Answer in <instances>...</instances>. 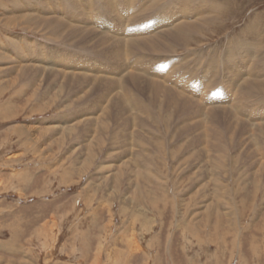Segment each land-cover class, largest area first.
Wrapping results in <instances>:
<instances>
[{
	"label": "rangeland",
	"instance_id": "rangeland-1",
	"mask_svg": "<svg viewBox=\"0 0 264 264\" xmlns=\"http://www.w3.org/2000/svg\"><path fill=\"white\" fill-rule=\"evenodd\" d=\"M51 1L53 4H50L49 0H0V264H92L99 245L103 250L100 263L122 264L117 262L120 256L109 258V241L115 234L116 241L111 248L113 251H124L128 244L126 239L131 236V225L132 231L140 234L137 235L139 252L131 264H264V169H262L264 150L260 151V142H255L256 139L252 135L258 132L257 122L254 121L255 123L251 124L253 126L241 132L242 123L238 124L239 118H233L230 115L232 109L229 110L230 105L236 101L217 107L199 98L191 99L193 101L190 102L191 108L188 106L185 110L182 107L174 110L165 106L163 112L158 114L156 112L159 109L156 106L158 101L153 104L156 98L153 90L157 85L151 86L152 82L147 80L149 76L146 75L140 80L134 79L139 73L134 62L144 57L146 64L151 65L153 57L159 53L135 56L136 53L128 52L126 53L128 57L126 56L124 61L126 66L118 59L111 58V63L105 56L108 58L113 56L92 49V43L100 40L98 38L104 36L103 33L97 32L98 36L95 34L92 36L95 38L90 37L85 41L79 34L84 25L70 16L75 11L79 16L84 14L88 1L91 4L89 9L93 18L89 17L91 24L90 27H85V30L90 31L92 26L100 29L98 26H101L102 22L97 20L96 24L94 17L102 15L103 18L111 19L110 13H106V9L103 11L105 1L75 0L77 2L75 8L72 6V0L69 4V0ZM114 1L119 4V0ZM131 1L135 2V9L141 12L132 15L131 11L129 21L137 19L140 21L143 16H149L148 7H154L156 12L170 14L181 10L182 6L179 5V8L176 7L178 5L174 6L176 0ZM54 2L56 10L53 9ZM197 2L208 12L205 23H201L203 28L197 33L196 31L191 33L194 39L188 41V45H178L174 53L170 51L162 54L165 57L171 54L186 62L187 65L183 69L188 71L186 77L189 73H195L194 76L198 77L203 71L216 72L217 68L223 70L224 54L242 45L243 42L235 45V41L242 36L243 39L254 41L252 42L254 48L264 51V0ZM101 4L103 6H100ZM191 6L201 7L195 4ZM224 10H228L226 13L232 15L225 19H213L214 13L220 15ZM55 16L60 22L53 23ZM42 18L44 20H41ZM176 23L173 22V25ZM54 27L59 29L58 33L53 30ZM110 30L107 31L113 35L114 28L111 27ZM71 32H75L76 40L71 37ZM76 35L81 38L78 40ZM45 55L51 58L46 59ZM236 56L235 58L239 60ZM64 59L68 61V65L76 63V70L74 67L66 69L65 64L60 63L65 62ZM200 61L204 63L209 61V65L203 68ZM254 62L250 61V65H254ZM84 63H88L89 66L97 65L100 71L88 74L81 68ZM116 65L120 67V72L113 75L112 79L110 70ZM189 65L188 70L186 68ZM27 67L32 71L22 72ZM260 68L261 64H258L254 70ZM226 73L227 71L217 75L211 81L210 87L225 83ZM72 75L76 77L89 75L92 78L90 81L93 79L94 81L89 83L85 78L77 79L61 91L64 77L70 76L71 79ZM249 76L247 78L244 76L243 79L247 83L252 79ZM106 77L111 80H107L106 84L102 83ZM243 80L233 89L238 90ZM116 81L118 84L115 89L110 88L113 84L109 83ZM80 82L83 85L78 84ZM195 87H199V82ZM125 89L137 97L140 96L138 98L143 99L147 105L150 104V108L152 107L156 114L154 117L161 115L160 118L157 116L158 120L164 118L159 120L162 127L160 128L148 114L138 115L139 111L134 109L129 113L139 116L140 126L139 124L134 126L135 120L126 123L125 116L122 118L124 121L122 123L125 124L121 123V118L120 124H117L119 121L113 116L110 132L101 139L104 143L102 149L98 147L100 143L96 139L93 140L95 161L90 166H85L87 154L78 153L77 146L85 148L86 142L91 144L90 141L95 136L94 127H98V122H95L93 116L89 118V115L95 112L104 113L111 104L110 101L109 104L107 101L105 103L97 101L99 97L104 101L109 93L110 99L114 97L113 100L118 102L117 91L122 93ZM211 94L217 96L216 92L212 91ZM245 95L250 97L252 93ZM150 100L153 103H150ZM254 101L260 103L259 107L264 106V82L260 86L258 98L250 99L253 106L256 105L253 104ZM124 102L121 97L122 106ZM126 104V108L130 107L129 102ZM116 105L114 111L121 106ZM89 109L90 114L87 112ZM78 113L87 114L88 117L72 119L77 117ZM165 114L173 118L165 119ZM203 115L205 116L202 117ZM88 119L90 120L87 127L93 122L95 126L90 129L93 131L85 133L82 129ZM262 122L264 120H261ZM72 125L78 126L77 132L72 135L76 140L71 142L70 138L68 141L65 138L63 142L64 131L72 128ZM119 125L123 127L119 128ZM49 127L52 132L47 131ZM213 127L218 129L215 131H218L219 135L213 131ZM132 129L137 134L135 141L131 138ZM43 131H47L48 134H44ZM207 131L215 134L212 133L213 136L209 137V134L206 135ZM115 132L126 134L120 135L121 140L116 137ZM261 132L264 133V130ZM216 135L219 137H215ZM129 138L135 147L127 144ZM216 138L219 140H215ZM210 139L217 142L213 144ZM209 142L212 143L211 146ZM215 143L228 147V154L219 157L223 151H220L219 145L216 146ZM146 145L149 146L150 152L145 148ZM212 145L213 148L216 147L215 150H212ZM256 148L259 156L255 153ZM246 149L251 150L248 155ZM139 154L140 156H137ZM128 159L135 172H131L130 168V172L126 170L128 173L123 177L125 181L122 180L123 183L119 185L112 178L119 172L120 164L126 163ZM145 161L147 165L149 164L148 167L152 168L154 183L148 179L150 169L146 168ZM138 172H142L141 178L135 176ZM259 179L262 180L258 181ZM160 181L163 182L164 190L169 192L166 198L163 197L164 191L158 190ZM138 184L143 185L144 189L138 188ZM134 194L143 198L142 204L140 203L143 209H140V204L133 199ZM110 203H114L112 209L114 217L109 211ZM58 212L62 215L57 217V233L54 237L52 233L48 234L50 240L45 246L43 244L45 239H41L37 231L39 232L43 224ZM207 213H211L220 223L214 219L208 220ZM137 214L142 216L139 218L141 222L138 223L132 219ZM108 224H114L117 229L122 227L126 231L121 233L116 229L104 231L103 228L106 229ZM93 225L95 227L92 228Z\"/></svg>",
	"mask_w": 264,
	"mask_h": 264
},
{
	"label": "bare ground",
	"instance_id": "bare-ground-1",
	"mask_svg": "<svg viewBox=\"0 0 264 264\" xmlns=\"http://www.w3.org/2000/svg\"><path fill=\"white\" fill-rule=\"evenodd\" d=\"M74 1V2H73ZM102 1V0H101ZM104 4L105 6L102 7L103 8V11L106 9V13H110L109 14V17H111L110 20L106 19V18H103L101 16H98V17H94V19L96 20V24L99 22H102L101 23V26H98L100 29H97L96 27L92 26L90 29V31L88 30H85V27H90V19L89 17L93 18L92 13L89 9V5H91L88 1L86 3V12H84V14L80 13L81 16H79L76 11L75 13H71L70 16H73V18H75V20H79L80 24L84 25V28H82L80 30V35H82V38L86 41V39H90V37L94 36L97 32H101L103 33L104 36H101L99 37L98 39L100 40H96L92 43V49H94L93 51H97V52H102V53H105L107 55H110V56H113V57H106L107 60L111 61L112 63V59H118L119 61L123 62V64L126 66V64L124 63V61H126V56L128 57V55L126 53L128 52H131V53H136V55L138 54H144V55H148V54H151L153 52L155 53H159L157 56H154L152 63L151 65H148L146 64V62L144 61V57H142L141 59L142 60H138L136 59V61L134 63H136V66H138V71L139 73L134 76V79H137V80H140L141 78H144L146 76H149V78H147V80L151 81L152 85L155 84V89L153 90V93L155 94V97L154 98L155 100L154 103L153 101L150 100V103H153V104H156V106L159 108H157L158 110H156V112H160L162 113V109L164 110V107L167 106V109H172L174 108L175 109H181V107L185 110V109H188V106H192V104L190 102H193L192 100L193 99H197L199 98L200 100H203L205 102H207L208 104H211V105H216L217 107L218 106H224L225 103H232L234 102L232 105H230V111L232 109V113L230 114L233 118H239V122L238 124H241L243 125L242 128H241V132H243V130L245 129H248L250 128V126H253L251 125L252 123L254 124L255 122H257L256 126H257V131L256 133H253L251 130H248V131H251L253 134V137L256 139V141L260 142L259 143V146H261L260 148V151L262 152L264 150V138H263V131L264 130V122L261 123V120H264V106L263 107H259L258 104L260 103H256V101L253 102V104H256V105H252L250 104V99L252 98H258L259 96V89H260V86L263 84L264 82V51H262L261 49H256L254 48L255 46H253L252 40H249L248 38L247 39H243V36L242 38H240L238 41H235L236 42V46L239 44V43H242V45H238L236 47L235 50H230L229 52H227L226 54H224V69L220 71L219 68H216L218 70H216V72H209V71H203L202 74L198 75V77H195V73H189V75L186 77L185 75L188 74L187 72L188 71H184L183 69L186 67V62H184L182 59L179 60V58H175L174 55H171V54H167L166 56L168 57H165L163 56L162 54L163 53H174V51L176 50L175 48L178 46V45H188L189 42L188 41H191L192 39H194L193 37L194 36H191V33L193 31H196L199 32L200 29L203 28V25H201V23H205L204 21L208 18L207 16V13L205 10H204V6H202L201 4H197L199 2H197L198 0H176L173 5H178L176 6L177 8H179V5L181 6V10L177 11V12H172L170 14H163V12H156L154 11V7H148L147 8V11L149 12L150 11V14L149 16L145 15L143 16L144 18H140L141 20L139 21V19L135 20V21H129V14L130 12L132 11V15L134 14H138L139 12H141V10H137L135 9V2L133 3L131 0H119V4L117 5L115 3L114 0H104ZM164 2H167V0H163ZM204 1V0H203ZM43 2V1H42ZM71 1L69 0L68 4L70 3ZM49 3L50 4H53V1L49 0ZM64 5H66V3L62 2ZM77 2L75 0H72V6L75 8L77 6L76 4ZM171 3V4H172ZM192 4H195L197 6H201V7H193L191 6ZM54 5H55V2H54ZM216 5V4H214ZM100 6H103V4H101ZM39 8V6H37ZM62 8V5L60 4L59 6V9ZM69 8V7H68ZM26 9V8H25ZM54 10L57 9L56 5L54 6L53 8ZM80 9V8H79ZM84 9V8H82ZM131 9V10H130ZM143 9V8H142ZM174 10V11H175ZM191 10H193L191 12ZM39 11V10H38ZM43 11V10H42ZM173 11V10H172ZM228 10H224V12L217 14V13H214V20H219V19H225V17L227 16H230L232 15L231 14H228L226 13ZM231 11V10H229ZM83 12V11H82ZM145 12V11H144ZM148 12H145L146 14ZM189 12V14H188ZM209 12H212L209 10ZM43 13V12H42ZM58 13V12H57ZM169 13V12H168ZM36 14H38L36 12ZM34 14V15H36ZM67 14V13H66ZM104 14V13H103ZM186 15V16H184ZM48 17V16H47ZM46 17V18H47ZM56 17V16H55ZM60 17V16H59ZM45 18V17H44ZM44 18H42L41 20H44ZM49 18V17H48ZM51 18V17H50ZM102 18L104 20H102ZM38 19V18H37ZM40 19V18H39ZM192 19V20H191ZM53 20V19H52ZM63 20V19H62ZM98 20V21H97ZM129 21V22H128ZM177 22L175 25H173V22ZM184 21L186 23H184ZM50 22V21H49ZM60 22V20L56 17V19H54L53 23H58ZM64 23V20L62 21ZM42 23V22H41ZM62 23V24H63ZM127 23H129L128 25H126ZM187 24V25H184V24ZM7 24V23H6ZM100 24V23H99ZM184 25V27H183ZM61 26V25H60ZM43 27H44V24H43ZM64 27V26H62ZM114 28V33L113 35L110 34L109 32L111 31L110 28ZM126 27V28H125ZM56 27L53 28V30L58 33V30L59 29H55ZM59 28V26H58ZM105 28V29H104ZM129 28V30L127 29ZM4 29V28H3ZM66 29V27H65ZM102 29L103 32H102ZM109 32H108V31ZM51 31V30H49ZM75 31V30H74ZM48 32V31H46ZM78 31H76L77 33ZM94 32V33H93ZM65 33V32H64ZM67 33V32H66ZM75 33V32H74ZM74 33H70L72 34L71 37H74ZM90 35V36H89ZM97 35V34H96ZM78 35H76L77 37ZM98 36V35H97ZM52 37H54L52 35ZM78 38V37H77ZM81 38V37H80ZM78 38V40L80 39ZM92 38H95V37H92ZM55 39V37H54ZM56 39H57V36H56ZM75 39V37H74ZM129 39V41L127 40ZM241 39H243V41H241ZM58 40V39H57ZM76 40V39H75ZM84 40L82 42H84ZM95 40V39H94ZM187 40V41H186ZM81 41V40H80ZM93 41V40H92ZM246 41V42H245ZM248 41V42H247ZM261 41V40H260ZM78 42V41H77ZM90 42V41H89ZM89 42H86V43H89ZM127 42V43H126ZM263 42V41H262ZM79 44V43H78ZM126 44V45H125ZM88 45V44H87ZM90 49V50H92ZM88 53V52H87ZM86 54V53H85ZM89 55V54H88ZM161 55V56H160ZM237 55V56H236ZM46 56V55H45ZM83 56V55H82ZM87 56V55H86ZM235 56L239 59L237 60L235 58ZM71 57V56H70ZM51 58L50 56H46V59H49ZM93 58V57H92ZM112 58V59H111ZM122 58V59H121ZM139 58V57H138ZM3 59V58H2ZM67 59V58H66ZM66 59H64L65 62H60L61 64H65V67L66 69L67 68H73L74 67V70H76V63L72 62L70 65H68V61L66 62ZM78 59V57H77ZM255 61L254 62V65H250V61ZM2 61V60H1ZM70 61V60H69ZM52 62L53 59H52ZM195 62V61H194ZM201 62V61H200ZM122 64V65H123ZM195 64V63H194ZM200 64L203 65V68L205 66H208L209 65V61H206L205 63L202 61ZM249 64V66H248ZM258 64H261V68L260 69H257V70H254V68L258 65ZM53 65V64H52ZM86 65V66H85ZM88 66V67H87ZM200 66V65H199ZM30 67V66H29ZM202 67V66H200ZM33 68V67H32ZM39 68V67H38ZM82 70L84 69L86 73L89 74V72H97V71H100L99 69V66L97 65H88L87 64H83V66L81 67ZM122 68V67H121ZM236 68V69H235ZM79 69V68H78ZM186 69H190V65L187 66ZM46 70V69H45ZM28 71H32L31 69H25V70H22V72H28ZM227 71V75H226V78L227 80H225V83L222 82L223 84H218V85H215V87L213 86V88H211V81H213V79L219 75V74H224V72ZM118 72H120V67H118L117 65L112 67L111 70H110V74L112 79L114 78L113 75H116ZM46 73V72H45ZM72 73V72H71ZM251 73V74H249ZM212 74V75H210ZM52 75V74H51ZM83 75V74H82ZM214 75V76H213ZM250 75V76H249ZM247 78V76L249 77H252V79L249 81V83H247L245 80V77ZM70 77V76H69ZM69 77L65 78L64 77V82H63V87L61 88V91H63L65 89V87H67V85L70 83V82H73V81H77V79H80V80H83L82 78H85L88 80V82H92L94 81V79L92 81H90L92 78L89 76V75H86V76H81V77H76V76H71L72 78L70 79ZM40 78V77H39ZM107 80H111V78L109 77H106L102 83L104 82L105 84L108 83ZM243 80L244 82L242 83V86H240V88L238 90H234L233 87L236 86V84ZM39 82V81H38ZM44 82V81H43ZM86 82V81H85ZM199 82V87H195V84ZM40 84V83H39ZM76 84V83H75ZM78 84H81L83 85L82 82L78 83ZM113 84V85H112ZM117 81L116 83L115 82H110L109 85H112L110 88H114L117 86ZM69 87V86H68ZM207 88H209L207 90ZM84 89V88H83ZM60 90V89H59ZM82 90V89H81ZM80 90V91H81ZM105 90V89H104ZM108 90V89H106ZM216 91L218 92L219 90H221L222 92H219L217 93V96H213L211 94L212 91ZM82 92V91H81ZM120 91H117V94L119 95V98H117V100H119L118 102H115L114 97L112 99H110V96L111 94H107V99L105 97V100L103 101V98L102 97H99V99L97 101H102V103L106 102L108 103V101L111 102V104L106 108L105 112L102 113H99L98 112L94 113L93 115H89L90 113L88 111H93V108L90 110H87V112L89 113V118H95V122L97 123L98 122V127L94 125V122L93 124L91 123L89 127H87V124L89 122L90 119H88V121H86V126H84V130L85 133H89L90 131H93V130H90L91 128L93 129L94 127V133L95 136H93L92 134V140L90 141L91 144L87 143L86 142V147L83 148L81 146H77V151L78 153H81L82 154H87V158H86V162H85V166H90L94 161V157H95V154H94V149H95V146L93 144V140H97L98 143H100V149H102V145L104 143L101 142V139L104 138V136L106 134H108L110 131V126H111V121H113V116L116 117V121H119V123L117 122V124H120V118H121V123H122V118L123 116H125V121L126 123H131L133 122L134 120L137 122H139V116L138 115H141V114H145L148 116H150L153 121L155 123H157L158 126H160L161 122H159V120H163V119H159L156 117H154L156 114L153 110V108L151 109L150 108V104H146L145 101H143V99H140L137 97V95L135 96L134 94L130 93L129 91H127L125 89V92H122V93H119ZM69 93V92H68ZM249 93H252V95L250 97H247L245 94H249ZM67 94V93H66ZM123 94V95H122ZM61 95V93H60ZM122 99H124V105L122 106L121 103H120V100H121V97ZM182 95V97H181ZM80 96V95H79ZM115 96V95H114ZM199 96V97H197ZM235 96V97H234ZM83 97V96H82ZM201 97V98H200ZM234 97V99H233ZM81 98V97H80ZM142 98V97H141ZM186 99V100H183ZM128 99V101H126ZM192 99V100H191ZM197 99V100H199ZM244 99H246V102H244ZM261 99V98H260ZM81 100V99H79ZM114 103H113V102ZM232 101V102H231ZM129 102V106L128 108H126L125 106L127 105L126 103ZM100 104V103H99ZM109 104V103H108ZM121 105V106H118L119 109H117L116 111H114L115 107L114 105ZM116 105V106H117ZM89 106V105H88ZM95 106V104L93 105ZM102 106V105H101ZM196 107H198L196 105ZM239 107V109H238ZM96 108V107H95ZM94 108V109H95ZM131 109H134L136 111H139L136 116L135 115H132V112H130ZM96 110V109H95ZM94 110V111H95ZM101 110V109H100ZM183 110V111H184ZM199 110V109H198ZM197 110V111H198ZM203 110V109H202ZM238 110V111H237ZM84 112V110H81ZM86 111V110H85ZM178 111V110H177ZM176 111V112H177ZM195 111V112H197ZM200 111V110H199ZM228 112V110H225ZM80 112V111H78ZM175 112V113H176ZM182 112V110L180 111ZM194 112V114H195ZM202 112V111H201ZM205 112V111H204ZM238 112V113H236ZM77 113V112H76ZM82 113V112H81ZM81 113H78V116L77 117H72V119H76L77 118H82V117H88L87 114H81ZM171 113V112H170ZM191 113V112H190ZM159 114V113H158ZM188 114V113H187ZM186 114V116H187ZM201 114V113H200ZM165 119H170V118H173L172 116H168L167 117V114H165ZM193 115V114H191ZM69 116V115H68ZM161 116V115H159ZM158 116V117H159ZM181 116V115H180ZM205 115H203L202 117H204ZM66 117V116H64ZM184 118V115L182 116ZM188 117V116H187ZM160 118V117H159ZM186 118V117H185ZM201 118V117H200ZM198 118V119H200ZM71 119V120H72ZM207 119V118H206ZM209 119V118H208ZM93 120V119H92ZM182 120V119H181ZM191 120V119H189ZM197 120V119H196ZM75 121V120H74ZM83 121V120H82ZM204 121V120H203ZM208 121V120H207ZM206 122V124L209 126L208 122ZM210 121V127L212 126L211 125V120ZM217 121V120H215ZM214 121V122H215ZM255 121V122H254ZM53 122V121H52ZM55 122V121H54ZM85 122V121H84ZM83 122V123H84ZM124 122V121H123ZM164 122V121H163ZM188 122V121H187ZM195 122V121H194ZM204 122V123H205ZM237 122V121H235ZM72 123V122H70ZM76 123V122H75ZM114 123V122H113ZM134 124V126L138 125L140 126V122L137 123V124ZM149 123V122H148ZM179 123V122H178ZM181 123V122H180ZM202 123V122H201ZM217 123V122H216ZM216 123L214 124L216 126ZM74 124V123H73ZM123 125L125 123H122ZM237 124V125H238ZM246 124V125H245ZM56 125V124H55ZM58 125V124H57ZM56 125V126H57ZM83 125V124H82ZM89 125V124H88ZM150 125V124H149ZM164 125V124H162ZM166 125V124H165ZM193 125V124H192ZM204 125V124H203ZM213 125V126H214ZM220 125V124H219ZM218 125V126H219ZM228 125V124H227ZM55 126V128H56ZM74 126V127H73ZM80 126H81V123H80ZM120 127L119 128H122L123 126L119 125ZM133 126V127H134ZM143 126V125H142ZM198 126V125H197ZM202 125H199V127ZM232 126V125H231ZM249 126V127H248ZM128 127V126H127ZM162 126H160L161 128ZM165 127V126H164ZM180 127V126H179ZM182 127V126H181ZM190 127V126H189ZM50 128V127H49ZM62 128V127H61ZM67 128V127H66ZM118 128V127H117ZM200 128V129H201ZM212 128V127H211ZM213 131H215V127H213ZM22 129V128H20ZM25 129V128H24ZM23 129V131H24ZM59 129V128H58ZM165 129V128H164ZM190 129V128H189ZM196 129V128H194ZM199 129V128H198ZM227 129V128H226ZM54 130V129H53ZM78 130V126L77 125H72V128L70 127L69 129H66L64 131V137L62 138L63 139V142H65V138L66 141L70 140L71 139V142L72 140L74 141L75 138L72 137V135L74 133H76ZM113 130V129H112ZM142 130V129H141ZM188 130V129H186ZM192 130V129H191ZM203 130V129H202ZM209 130V129H207ZM218 130V129H217ZM220 130V129H219ZM22 131V130H21ZM22 131V132H23ZM48 132L51 131L52 132V129H48L47 130ZM47 131H43L44 134H48ZM55 131V130H54ZM53 131V132H54ZM58 131V130H57ZM118 131H121L118 129ZM123 131V130H122ZM134 130L132 129L130 134L132 135V140H136L137 137L135 138V136L137 135L136 132H133ZM140 131V130H138ZM211 131V130H210ZM117 132V131H116ZM116 132L114 133L115 135H117L116 137H118V139H121L119 138L120 135H125L126 133L125 132H120V134H116ZM149 132V131H148ZM193 132V131H192ZM218 132V131H217ZM215 131V133L217 135H219V133H217ZM203 133V132H202ZM204 133H205V130H204ZM213 133V132H212ZM211 132L209 133L207 131V136L209 134V137L213 136V133L212 134ZM151 134V133H150ZM89 135V134H88ZM87 135V136H88ZM145 135V134H144ZM199 135V134H198ZM217 135L215 137H217ZM221 135V133H220ZM249 135V133H248ZM251 135V134H250ZM69 136V137H68ZM90 136V135H89ZM194 136V135H193ZM222 136V135H221ZM157 137V136H156ZM219 137V136H218ZM217 137V138H218ZM224 137V136H223ZM251 137V136H250ZM70 138V139H69ZM78 138V137H77ZM131 138H129L127 144H132L133 141L131 140ZM201 137H199L200 139ZM217 138L215 140H217ZM229 138V136H228ZM80 139V138H79ZM110 139V138H109ZM161 139V137H160ZM204 139V138H203ZM208 139V138H207ZM214 139V137H213ZM223 139V138H221ZM76 140V139H75ZM122 140V139H121ZM127 140V139H126ZM143 140V139H142ZM196 140V139H194ZM211 140V139H210ZM209 140V141H210ZM219 140V139H218ZM217 140V141H218ZM200 141V140H199ZM217 141H214L211 142L214 144V142H217ZM222 141V140H221ZM195 142V141H194ZM204 142V141H203ZM202 142V143H203ZM223 142H224V139H223ZM162 143H164L162 141ZM198 143V142H197ZM196 143V145H198ZM208 143V141H207ZM206 143V144H207ZM210 143V142H209ZM210 143V146L211 144ZM220 143V142H219ZM243 143V142H242ZM90 146H89V145ZM165 144V143H164ZM217 143H215L216 145ZM228 144V142H227ZM241 144V143H240ZM257 144V143H256ZM133 145V144H132ZM201 145V144H200ZM219 145V144H217ZM216 145V146H217ZM236 145V144H235ZM244 145V144H243ZM134 146V145H133ZM159 146V145H158ZM160 146H162L160 144ZM185 146V145H184ZM190 146V145H189ZM228 146V145H227ZM249 146V145H248ZM254 146V145H253ZM258 146V147H259ZM135 147V146H134ZM148 147L149 146H145V148L148 150ZM209 147V145H208ZM214 145H212V150H215V148H213ZM255 147V146H254ZM132 148V147H131ZM160 148V147H159ZM193 148V147H192ZM145 149V150H146ZM166 149V147H165ZM219 149L220 151H223L222 153H220L219 157H224L225 155L228 154V147L226 148V146L220 144L219 145ZM257 149V148H256ZM151 150V149H150ZM211 150V149H210ZM211 150V152H212ZM248 151L247 152V155L249 154L248 152H250L251 150L249 149H246ZM149 151V150H148ZM159 151V150H158ZM206 151V150H205ZM204 151V152H205ZM230 151V150H229ZM257 153V155L259 156V151L258 149L255 150ZM150 152V151H149ZM197 152V151H195ZM209 151H207L208 153ZM210 153V152H209ZM214 153V152H213ZM217 153V152H216ZM219 153V152H218ZM206 154V152H205ZM245 154V153H244ZM253 154V153H252ZM42 155V154H41ZM97 155V154H96ZM256 155V154H255ZM8 156V155H7ZM98 156V155H97ZM96 156V157H97ZM137 156H140L137 155ZM251 156V155H249ZM254 156V155H253ZM218 157V158H219ZM143 158V157H141ZM146 158V157H145ZM251 158V157H250ZM139 159V158H137ZM229 159V158H228ZM148 160V159H147ZM146 160V161H147ZM127 161V162H126ZM125 162L126 163H123V164H120L121 167H120V170L119 172H117V175L112 178L116 181L117 184H121L122 180L125 181V178L123 179V177L126 175V173L130 172V170L132 169L131 168V165L130 164V161L129 159L126 160ZM145 161V164L147 165V162ZM257 162V161H256ZM135 163V162H134ZM142 163V162H141ZM227 163V162H226ZM219 164V163H218ZM255 164V163H254ZM95 165V164H93ZM149 165V164H148ZM148 165L146 166V168L148 167ZM105 166V165H104ZM98 167V166H97ZM222 167V165L220 166ZM219 167V168H220ZM256 167V165H255ZM8 168V167H7ZM105 168V167H104ZM108 168V167H107ZM130 168V170H129ZM149 168V167H148ZM150 170L148 171V174L150 175V178H148V175H146V177L152 182L154 183L155 181L152 179V174H151V171H152V168H149ZM264 169V168H262ZM69 170V169H68ZM126 170H129L128 172H126ZM131 172H135V169H132ZM112 176V175H111ZM137 178H141L142 177V172H138L136 173ZM220 176V175H219ZM262 176V174H261ZM222 178V177H221ZM220 179V178H219ZM221 180V179H220ZM262 179H259L258 181H261ZM161 182V181H160ZM123 183V182H122ZM114 184V183H113ZM163 182H161L160 185H158V190L161 192V191H164L163 192V197L166 198L167 197V194L169 195V192L168 190H164V187L162 186ZM259 184V182H258ZM102 186V185H101ZM118 186V185H117ZM138 188H143V185L141 184H138ZM166 187V185H165ZM93 188V187H92ZM167 188V187H166ZM105 189V188H104ZM103 189V190H104ZM122 189V188H121ZM94 191V190H93ZM113 191V190H112ZM96 192V191H95ZM94 192V193H95ZM99 192V191H98ZM121 192V191H120ZM258 192V191H257ZM136 193V192H135ZM96 194V193H95ZM96 196V195H95ZM100 197V196H99ZM98 197V199H99ZM104 197V196H103ZM111 197V196H110ZM133 199H136L137 202L140 204H142L143 202V198L142 197H139L137 194H134L133 195ZM169 199V198H168ZM97 200V199H96ZM170 200V199H169ZM111 201V200H110ZM174 201V200H171V202ZM95 202V201H94ZM152 203V202H151ZM164 203V201H163ZM139 205L140 206V209H143V206L142 205ZM145 204V203H144ZM149 203L146 204V206H148ZM113 205L114 203H110V214L112 217H114V212L112 211L113 209ZM130 208V207H129ZM139 211V210H138ZM141 211V210H140ZM139 211V212H140ZM144 211V210H142ZM141 211V212H142ZM127 212V211H125ZM145 213V212H144ZM208 214V213H207ZM62 213L58 212L57 215L54 214L52 215L51 219L50 220H47L48 222L45 224H43L44 226L41 228V230H39V232L37 231V233L40 234V238H44L45 242H43V244L45 246H47L48 244V241L50 240L49 239V233H52V237H54L56 235V231H57V227L56 226V223H57V217L60 216L61 217ZM134 215V214H133ZM143 215V214H142ZM92 216V215H91ZM140 217L142 216H139L138 214L135 215V217H133V221L134 219L136 220V223H138L140 221ZM207 219L208 220H215L216 217H214L211 213H209L207 216ZM129 219V217H128ZM113 220V219H112ZM130 220V219H129ZM127 221V220H126ZM217 223H220L219 220H215ZM141 222V221H140ZM109 225V224H108ZM131 225V224H129ZM222 225V224H221ZM95 227L94 225L92 226V228ZM220 227V226H219ZM91 228V229H92ZM131 236L129 238L126 239V242H128L127 244V247L124 251H119V250H114L113 251V248H111V246L115 243V239H116V236L115 234L112 235L111 237V241H109V245H110V253L108 254L109 255V258H114L116 256L119 257L120 256V259L119 261L117 262H120L122 264H131L133 262V260H135L136 258V255L137 253L139 252V248H138V245H137V235H140V234H137L135 231H132L133 230V227L131 225ZM113 229H116L117 232L121 233V232H125L126 230L122 229V227L119 229H117V227L114 225V224H110L109 226L103 228L104 231L106 230H113ZM103 231V232H104ZM82 233H85L83 231H81ZM123 234V233H122ZM105 236V235H104ZM121 236V234H120ZM105 239V238H104ZM103 239V240H104ZM109 239V238H108ZM102 240V241H103ZM107 240V239H106ZM101 244V243H100ZM53 246V244H52ZM50 249V247H49ZM48 250V249H47ZM114 252V254H113ZM144 253V252H143ZM39 254V253H38ZM102 254H103V250H102V247L99 245V248H98V251L97 253H95V258H94V261L92 264H102V262L100 263V259H102ZM145 255H148L147 253H145ZM35 256V255H34ZM36 257V256H35ZM148 258V257H146ZM118 260V259H117ZM147 260V259H146ZM131 262V263H130ZM115 263V262H114ZM148 264V263H147Z\"/></svg>",
	"mask_w": 264,
	"mask_h": 264
}]
</instances>
